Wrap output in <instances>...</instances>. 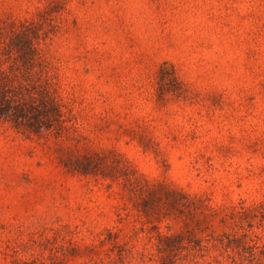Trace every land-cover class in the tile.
I'll return each instance as SVG.
<instances>
[{"label":"rangeland","instance_id":"374dc122","mask_svg":"<svg viewBox=\"0 0 264 264\" xmlns=\"http://www.w3.org/2000/svg\"><path fill=\"white\" fill-rule=\"evenodd\" d=\"M51 9L76 130L0 120V264H162L159 233L175 264H264V0H0V24Z\"/></svg>","mask_w":264,"mask_h":264},{"label":"trees","instance_id":"16d2710c","mask_svg":"<svg viewBox=\"0 0 264 264\" xmlns=\"http://www.w3.org/2000/svg\"><path fill=\"white\" fill-rule=\"evenodd\" d=\"M52 12L55 11L46 10L37 22L20 26L13 23L9 30L0 24V120L19 131L39 136L76 130L67 114L71 111L61 95L58 75L52 71L46 54L49 39L61 27ZM100 159L92 155L80 156L65 165L89 174L99 170ZM167 191L168 196H184L175 189ZM146 193L143 200L147 209L154 194L149 189ZM169 200L176 203L173 198ZM158 235L162 264H175L176 252L184 247V235ZM236 240L226 235L225 239H219V244L230 253L239 248ZM249 254L255 259V253L249 251Z\"/></svg>","mask_w":264,"mask_h":264}]
</instances>
